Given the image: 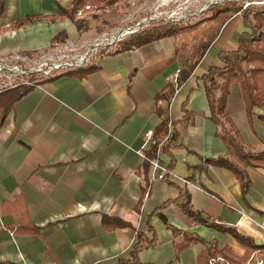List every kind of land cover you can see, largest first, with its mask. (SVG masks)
I'll list each match as a JSON object with an SVG mask.
<instances>
[{
    "label": "crops",
    "instance_id": "obj_1",
    "mask_svg": "<svg viewBox=\"0 0 264 264\" xmlns=\"http://www.w3.org/2000/svg\"><path fill=\"white\" fill-rule=\"evenodd\" d=\"M72 1L3 0L0 56L43 51L58 40L94 33L93 29L80 32L70 18L51 19L60 16V7ZM137 1L127 0V7ZM36 15L43 18L14 26ZM211 24L205 21L202 26ZM244 31L248 28L237 12L222 26L191 77L169 103L163 99L157 102L156 95L169 82H177L174 76L185 66L186 48L191 47L180 46V39L185 41L190 29L128 51L101 53L91 64L79 68L96 65L98 71L83 79L63 76L39 83L17 101L0 127V204L22 196L29 218L40 232L15 233L7 228L25 224L21 211L1 215L0 263L117 264L120 257L129 258L136 230L152 236L148 231L151 212L179 194L166 179L150 181L143 192L144 180L138 169L145 158L143 151L149 147L146 133L165 118L181 119L186 100L187 109L197 112V120L194 126L179 127L178 145L171 154H160L166 165L172 156L176 159L169 179L191 193L194 209L221 218L257 244H264V169L247 168L249 205L240 180L231 170L218 165L203 171L191 167L206 158L229 154L216 135L217 125L207 117L209 102L201 77L211 65H223L219 53L236 50ZM158 106L165 109L163 115L158 113ZM226 111L252 150L263 152L264 122L258 117L264 115V105L254 108L251 125L241 86L235 81ZM104 214L121 217L133 227L107 231L102 224ZM164 215L179 229L230 246L243 257L262 258L261 251L241 245L230 234L193 222L175 203L164 210ZM151 223L158 245L143 250L140 258L147 264H168L181 237L175 238L160 217H153ZM203 248V244L188 247L172 264H198Z\"/></svg>",
    "mask_w": 264,
    "mask_h": 264
},
{
    "label": "trees",
    "instance_id": "obj_2",
    "mask_svg": "<svg viewBox=\"0 0 264 264\" xmlns=\"http://www.w3.org/2000/svg\"><path fill=\"white\" fill-rule=\"evenodd\" d=\"M90 1L96 4H112L118 0H73L68 6L60 7L62 11L60 16H53L51 19L70 18L76 24L79 31L84 32L87 29L85 28V20L84 18L78 17L77 13L80 7L85 6ZM2 9L3 0H0V13ZM237 12H241L243 22L248 28V31H244L240 35L236 50H224L219 53V59L223 65H211L208 72L201 77L209 102V115L207 117L217 125L216 135L226 144L229 154L214 158H206L201 164L191 167L195 171H203L206 170L209 165H218L231 170L240 180L243 198L245 202L249 204L246 194L251 182L248 177L247 168L258 167L264 169V151L254 152L252 150L251 146L244 140L232 117L227 114L226 107L231 92V85L235 81L239 82L241 86L247 116L251 125L254 124V108L264 105V3L259 4L256 0H251L248 6L235 3L215 7L209 18L215 21L212 30L208 32L206 38H202L193 45L185 66L181 68L177 82H169L167 86L156 95V101L158 102L161 99L167 101V103L171 101L177 89L191 77L195 68L217 37L222 26ZM42 18V15L29 16L24 20L16 22L14 26L17 27L32 23ZM184 29L185 26L183 25L171 24L142 31L126 39L115 53L128 51L135 47H142L167 37L176 36L182 33ZM99 69V66L93 65L87 68L62 73L53 78L43 80L40 83L54 81L63 76L83 79ZM36 86L37 85L20 86L0 94V127L3 126L16 102L26 96ZM182 109L184 115L181 119H163L161 124L154 129L155 143H151L149 147L143 151L145 158L138 169V173L144 180V193L150 185V160L158 155L159 149L161 153H172L171 150L178 145L180 126L189 127L196 124L198 114L197 112L187 109V100L184 102ZM157 111L160 115H163L165 109L158 106ZM258 119L264 122V115L259 116ZM175 165L176 159L172 156L170 163L167 165L168 170L170 172L173 171ZM165 179L168 180L170 185L175 186L179 190L178 196L175 199L164 202L151 212L148 218V231L153 232V235L149 236L147 232L137 229L135 242L129 250V258L120 257L117 264H147L141 260L140 253L147 248L158 245V235L151 223L153 217H160L165 222L167 228L171 229L175 238L181 237V240L175 242L176 255L168 264H172L174 261L179 260L182 251L196 244L204 245V248L199 252L197 257L198 264H257L255 261H250L249 258L235 253L230 246H221L216 240H207L196 233L179 229L173 224H170L164 215V210L173 203L181 207L183 212L187 214L193 222L214 228L224 234H230L241 245L251 250L261 251V259L264 260V244H257L252 237L244 235L235 226L224 224L221 218H213L208 215L205 216L201 211L194 209L191 193L186 188L172 182L169 179V174L165 176ZM142 203L143 199L140 200L139 205L136 207L137 211H140ZM14 211L22 212L25 224L21 226L10 224L7 226L10 231L15 233L40 232V227L30 220L22 196H19L16 201L7 200L3 204H0V216ZM102 224L107 231L133 227L131 222L121 217L107 214L102 216Z\"/></svg>",
    "mask_w": 264,
    "mask_h": 264
},
{
    "label": "built area",
    "instance_id": "obj_3",
    "mask_svg": "<svg viewBox=\"0 0 264 264\" xmlns=\"http://www.w3.org/2000/svg\"><path fill=\"white\" fill-rule=\"evenodd\" d=\"M240 1H245L244 6H248L251 0H144L130 10L122 20L121 26L110 32L96 37L83 35L75 40H58L40 52H16L0 56V92L7 88L38 85L41 80L82 68L91 64L95 56L113 51V48L127 37L147 27L188 20L207 11L214 3ZM256 2L263 4L264 0ZM175 4L178 5L173 7ZM180 72L181 68H178L174 76L175 81ZM34 76L39 79H32ZM146 136L149 145L155 143L154 130H149ZM160 154L159 149L158 155L150 160L151 182L164 180L170 173L168 166L160 159ZM143 155L145 157L144 152ZM249 260L264 264L263 259H257L254 255H251Z\"/></svg>",
    "mask_w": 264,
    "mask_h": 264
},
{
    "label": "rangeland",
    "instance_id": "obj_4",
    "mask_svg": "<svg viewBox=\"0 0 264 264\" xmlns=\"http://www.w3.org/2000/svg\"><path fill=\"white\" fill-rule=\"evenodd\" d=\"M144 0H139L136 3L132 4L130 7H127V1L126 0H118L117 2H114L112 4H107V3H100L96 4L94 2H88L85 6H82L79 8L77 16L84 18L85 20V28L87 29H93L95 32L94 33H89L86 36H93L96 37L104 32H110L111 30L116 29L117 27L121 26L122 20L126 17V15L130 12V10L138 3H142ZM151 1V0H150ZM245 1H240V2H220L218 4L214 3L213 5L210 6V8L207 11L202 12L200 15H196L191 17L188 20L182 21V22H171V23H160L158 25H155L154 27H147L145 30H149L151 28L159 27V26H164V25H171V24H179L185 26V29L182 31H185L187 29H190L189 34L187 33L185 36V41H182L180 39V46L183 44L189 46L191 45L190 48H186V55L191 53L192 47L195 42L200 41V37L203 36V38H206L208 35V32L212 30V24L209 21V15L211 16L212 11L215 7L217 6H224L228 4H235L237 3L238 5L244 6ZM178 4H175L176 7ZM82 11V13H80ZM208 21L209 24L211 25H204L202 24ZM143 30V31H145ZM142 32V31H141ZM140 33V32H139ZM184 33V32H183ZM183 33H180L183 34ZM133 36V35H131ZM130 36V37H131ZM130 37H127L126 39H129ZM125 39V40H126ZM123 40L119 45L115 46L113 50H117L122 46V43L125 41ZM33 52H40V51H33ZM30 79V78H26ZM32 79L37 80L39 79L38 77L34 76ZM43 81V80H41ZM39 81V82H41ZM30 86V85H26ZM20 87V86H18ZM15 87V88H18ZM13 88H7L6 90H3L0 92V94L8 92L9 90L15 89Z\"/></svg>",
    "mask_w": 264,
    "mask_h": 264
}]
</instances>
